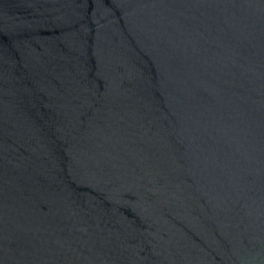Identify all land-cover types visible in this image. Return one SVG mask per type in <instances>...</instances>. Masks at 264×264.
Returning <instances> with one entry per match:
<instances>
[{"label": "water", "instance_id": "obj_1", "mask_svg": "<svg viewBox=\"0 0 264 264\" xmlns=\"http://www.w3.org/2000/svg\"><path fill=\"white\" fill-rule=\"evenodd\" d=\"M0 264H264V0H0Z\"/></svg>", "mask_w": 264, "mask_h": 264}]
</instances>
